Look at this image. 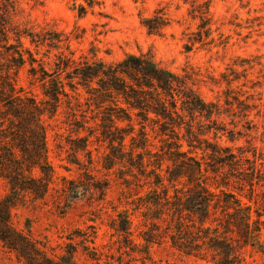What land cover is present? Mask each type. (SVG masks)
<instances>
[{
  "label": "rangeland",
  "instance_id": "1",
  "mask_svg": "<svg viewBox=\"0 0 264 264\" xmlns=\"http://www.w3.org/2000/svg\"><path fill=\"white\" fill-rule=\"evenodd\" d=\"M102 1V16L89 13L84 18L77 15L70 0H8L5 3L0 0V10L9 12L13 25L17 26L15 28L34 27L37 31L52 30L70 36L77 59L82 55L88 56L94 46L100 50L98 57L106 62L120 61L128 54L151 53L156 62L172 72L189 74L202 98L219 103L223 114L227 107L224 92L229 87L225 79L239 78L231 85L234 89L231 96L235 91L236 95L245 91L253 93L242 86L244 70H247L248 79L258 82L259 86L258 108L251 112L249 118L252 123H245L242 117L227 113L220 118L214 117L216 122L198 116L194 124L195 131L202 132L199 135L201 141L195 143L196 149L189 156H197L203 162L209 169L208 182L214 188L221 186V189H224V175L230 173L223 163L218 164L224 162V148H230L237 156L246 151L245 156L250 159L252 153L264 158V0H214V41L203 47L195 45L190 51L185 48V36L197 30V23L188 17L190 6L184 4V0ZM157 9L167 12L172 21L162 35L149 33L140 20V14L149 17ZM24 42L30 45L28 40ZM57 52L53 50L52 53ZM243 59H252L261 65L251 70L242 66ZM28 68L21 69L19 86L37 95L38 101L43 100L45 96L39 84H29ZM14 72L11 71L13 78ZM67 90L70 95L61 97L55 116H45L47 155L55 173L54 182L44 201L27 199L12 209L14 226L40 244H48L51 248L49 256L65 255L72 246L77 251L76 264H214L181 253L166 237L157 243H145L141 236L155 229L151 222L158 213H148L145 205L149 200V181L139 177L141 183L137 185V180L129 172V164H113L115 160L110 149L120 150L119 141L123 138L126 151L131 149L128 122H114L117 115H127L126 110L116 109L111 101L96 104V98L90 97L94 95H89L82 87L75 92L69 87ZM11 105L0 102V145L5 140L13 145L11 136L3 138L4 129L17 122L15 110L9 107ZM120 107L127 109L125 104ZM135 124L138 130V122ZM148 126L150 140L155 144L153 149L159 150L163 145L161 140L168 136H164L153 122ZM224 129L242 133L235 134V140L231 141L232 137ZM181 133H186L184 128ZM135 135L138 139L137 132ZM188 149L185 144L182 152ZM242 167L251 171V164L246 160ZM133 172L138 173L137 169ZM233 174L239 176L236 172ZM260 174L263 172L255 176L258 185L255 186L254 202L264 221V176ZM236 180L233 179L232 186H240ZM245 186L244 194L251 197L250 187ZM231 189L236 191L233 187ZM8 192L7 181L0 178V200ZM247 198L243 196V202L250 204ZM120 212H127L132 219L131 241L116 229ZM253 214L256 216L255 212ZM93 239L95 243H92ZM134 244L139 246L133 247ZM0 264L24 262L0 241ZM237 264H264V254L256 248L245 247Z\"/></svg>",
  "mask_w": 264,
  "mask_h": 264
},
{
  "label": "trees",
  "instance_id": "2",
  "mask_svg": "<svg viewBox=\"0 0 264 264\" xmlns=\"http://www.w3.org/2000/svg\"><path fill=\"white\" fill-rule=\"evenodd\" d=\"M5 1L8 0H2ZM70 1L80 18L89 13L103 15L102 0ZM213 2L184 0V4L190 6L188 17L197 23V30L185 36L187 51L195 45L203 47L213 43ZM11 19L7 10H0V102L13 104L9 107L15 110L17 117V122H12L13 127H6L3 135L4 139L11 136L13 145L7 140L0 145V178L7 181L9 188L0 200V241L5 247L14 251L24 264H76L77 251L72 246L65 255L49 256L51 248L48 244H40L17 229L12 222V209L27 199L37 202L47 198L55 173L47 155L45 116H55L61 97L70 95L68 87L73 92L82 87L86 93L94 95L90 97L96 98V104L111 101L116 109L127 112L125 116L117 115L114 122H128L131 149L126 151L125 138L120 139V150L115 152L111 146V156L115 160L113 164H129V172L137 185L141 183L139 177L149 181V200L145 205L148 213H158L151 222L155 229L141 236L147 245L166 237L181 253L214 264L239 263L241 250L248 246L264 254V221L254 202L255 186L258 185L255 176L262 172L260 175L264 176V158L252 153L250 159L245 156L246 151L237 156L230 148H224V162L218 164L223 163L230 173L224 175V189H221L208 182L209 169L203 162L197 156H189L196 149L195 143L201 141L199 135L202 132L197 133L194 124L198 116L216 122L214 117L220 118L227 113L252 123L249 118L258 108L259 86L258 82L248 79L247 70H244L242 86L253 93L245 91L236 95L235 91L231 96L234 91L231 85L239 78L225 79L229 87L224 92L227 107L223 114L219 103L202 98L189 74L172 72L156 62L151 53L128 54L120 61L106 62L98 57L100 50L94 46L88 56L77 59L70 36L52 30L37 31L34 27L15 28ZM140 20L149 33L156 35L164 34L172 22L162 9L149 17L140 14ZM53 50L58 52L53 54ZM241 62L251 70L261 65L252 59ZM25 66H29V84H39L45 96L43 100L38 101L37 95L19 86V74ZM12 70H15V78L11 76ZM121 104L127 109L121 108ZM135 122H138V130ZM149 122L157 124L161 133L168 136L161 140L163 145L159 150L153 149L155 144L150 140ZM182 128L186 133H181ZM226 131L224 129L232 137L231 141L235 140V134L242 133L235 129ZM185 144L189 149L182 152ZM244 160L251 164L250 172L242 167ZM136 169L138 173L133 172ZM242 169L245 172H241ZM234 178L240 186H232ZM245 184L250 187L251 197L244 194ZM243 196L250 204L243 202ZM116 229L129 241L133 240L132 219L127 212L118 214Z\"/></svg>",
  "mask_w": 264,
  "mask_h": 264
}]
</instances>
